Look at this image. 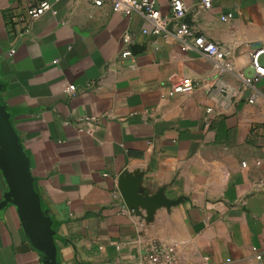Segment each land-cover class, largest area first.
<instances>
[{
    "label": "crops",
    "instance_id": "crops-1",
    "mask_svg": "<svg viewBox=\"0 0 264 264\" xmlns=\"http://www.w3.org/2000/svg\"><path fill=\"white\" fill-rule=\"evenodd\" d=\"M183 1L186 22L227 52L221 64L109 4L55 0L23 21L36 0H0L2 101L61 264H141L155 246L175 264H264V76L254 101L242 79L264 48V0ZM157 7L168 14L170 0ZM126 33L136 47L122 59ZM184 76L195 90L171 95ZM135 187L180 202L131 209ZM8 191L0 169V264H44Z\"/></svg>",
    "mask_w": 264,
    "mask_h": 264
},
{
    "label": "built area",
    "instance_id": "built-area-1",
    "mask_svg": "<svg viewBox=\"0 0 264 264\" xmlns=\"http://www.w3.org/2000/svg\"><path fill=\"white\" fill-rule=\"evenodd\" d=\"M53 1L55 0H36V4L28 8L26 15L20 17V20L24 21L41 16L46 11L52 9ZM157 2L158 0H94V4L97 6L109 4L113 10L126 15H132L134 13L142 15L145 19V25L142 29L144 34L151 36H174L181 40L188 48L198 50L205 56L215 60L217 64H221L227 52L215 41L206 37L194 26L186 22L189 7L183 0H170V11L168 14H164L157 7ZM201 4L203 8L209 9L212 6V0H201ZM233 17L234 14L232 12L225 13L221 16L224 21H228ZM123 41L124 47L119 53L120 58L126 59L132 57L135 50L134 47H136L132 35L126 33ZM262 53H264V48L256 51L252 57V65L256 70V75L254 77L242 76L246 87L250 90V93L247 95L250 101H254L257 98L256 82L264 76V66L260 65L258 61V57ZM197 85L196 79L190 76H184L172 85L170 94L191 93ZM67 91L69 93H75L77 91L76 85L70 84L67 87ZM257 164H260V162L258 161ZM243 165L247 166L248 163L243 161ZM257 258L261 260L262 255L258 253ZM176 262L177 257L175 254L155 246L143 256L141 264H175Z\"/></svg>",
    "mask_w": 264,
    "mask_h": 264
},
{
    "label": "water",
    "instance_id": "water-1",
    "mask_svg": "<svg viewBox=\"0 0 264 264\" xmlns=\"http://www.w3.org/2000/svg\"><path fill=\"white\" fill-rule=\"evenodd\" d=\"M2 90L0 82V169L9 185L7 196L18 207L26 233L44 264H61L52 219L36 188L31 160L20 141L12 113L2 101ZM123 196L127 206L136 210L140 207L152 210L155 206L180 202V199L164 197L161 192L142 195L138 187L123 190Z\"/></svg>",
    "mask_w": 264,
    "mask_h": 264
},
{
    "label": "rangeland",
    "instance_id": "rangeland-1",
    "mask_svg": "<svg viewBox=\"0 0 264 264\" xmlns=\"http://www.w3.org/2000/svg\"><path fill=\"white\" fill-rule=\"evenodd\" d=\"M263 58H264V55L262 56V59L261 60H263Z\"/></svg>",
    "mask_w": 264,
    "mask_h": 264
}]
</instances>
